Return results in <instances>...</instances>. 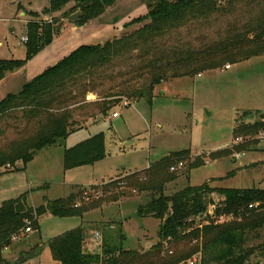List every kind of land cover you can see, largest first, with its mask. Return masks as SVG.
Here are the masks:
<instances>
[{"label":"trees","instance_id":"obj_1","mask_svg":"<svg viewBox=\"0 0 264 264\" xmlns=\"http://www.w3.org/2000/svg\"><path fill=\"white\" fill-rule=\"evenodd\" d=\"M48 1L43 14L51 16L75 4V9L81 11L77 24L84 26L103 16L119 0ZM238 4L250 10L247 18L229 11ZM147 8V15L125 26L127 32L120 39L79 47L25 84L19 94H9L0 102V124L5 126L0 129V136L4 139L9 130L14 133V138H5L9 142L0 147V178L18 171V163L26 167L42 150L66 141L87 120L108 118L123 100L147 99L151 103L154 91L172 80L219 69L227 61L232 65L264 55V0H228L227 6L217 0H153L147 3ZM29 14L40 18L37 12ZM215 16L232 22L219 40L193 47L170 39L188 24ZM57 22L54 18L52 23L42 20L28 23L26 58L0 60V81L7 74L25 68L53 44L59 32ZM135 26L138 28L134 29ZM128 60L139 63L129 71H119L117 77L112 76L116 65ZM117 78L122 79L121 83H116ZM89 94L99 99L88 102ZM261 133H264V112L245 111L236 120L235 139L257 137ZM249 142L235 146L232 151L216 152L211 158L216 161L233 156L234 152H249ZM106 157V137L99 133L64 150V170L94 165ZM190 157L191 151L184 150L147 170L93 188L101 197L91 206L86 203L90 200L86 188L79 186L69 197L37 208L29 205L28 193L4 201L0 205V264H7L2 250L13 245V237L24 231L28 222L32 232H40L42 217L83 218L99 208L97 204L118 203L134 190L137 194L150 193L151 198L147 205L139 207L137 216L161 221L158 245L146 253L107 246L98 254L90 249L86 229L81 227L48 243L52 259L57 264H181L187 260L186 255L169 260L162 255V244L170 239L197 241L199 245L192 255L202 252V264H259L257 258H264V189H217L211 183L222 179H212L168 196L166 185L179 178L170 172L171 167ZM203 165L204 159L198 158L188 165L189 172ZM213 194L220 195L218 203ZM222 218L229 221L221 224Z\"/></svg>","mask_w":264,"mask_h":264},{"label":"rangeland","instance_id":"obj_2","mask_svg":"<svg viewBox=\"0 0 264 264\" xmlns=\"http://www.w3.org/2000/svg\"><path fill=\"white\" fill-rule=\"evenodd\" d=\"M149 1L153 0H119L103 16L79 26L77 23L81 15L70 19L81 13L75 9V4H69L60 12L48 16L42 13L48 0H0V60L26 58L27 48L21 38L27 32L26 16H22V13L28 14V10H25L27 6H32L31 9L35 11L41 10L40 18H33L34 21L52 23L54 18L58 19L56 28L59 30L54 37L57 40L53 49L46 48L21 71L9 73L0 81V102L9 94H19L25 84L44 73H41V68L56 65L75 48L103 45L107 41L120 39L127 32V24L148 14ZM217 2L227 6L228 0ZM229 11L245 19L250 10H244L243 5L238 4L235 10ZM229 23H232L229 18L222 20L215 16L205 22L188 24L173 33L170 39L179 40L183 45L200 47L205 42L213 43L222 38ZM137 28L135 26L134 29ZM138 63L136 60L124 61L123 65L118 63L111 74L117 77L119 71H129ZM230 65L231 62L227 61L219 69L199 74L200 77L197 75L165 83L154 91L151 103L147 99L136 102L123 100L108 118L71 135L57 146L39 152L25 171L20 165L18 171L4 174L0 180V204L28 193L29 205L37 208L46 202L69 197L75 192L73 188L81 185L79 187L87 190L86 197L90 200L86 203L91 206L101 197L96 194L98 190L93 188H101L111 180L142 172L184 150H191L193 156L184 161L183 168L176 172L170 170L179 178L166 185L168 196L189 185L200 186L214 178L222 179L211 183V187L217 189H264V139L258 136L245 138L239 145H247L244 141H250L248 146L251 151L234 152L233 156L216 161L211 158L213 154H206L226 150L236 144L233 136L235 121L245 111L264 112V55L232 64L227 69ZM121 80L117 78L116 83H121ZM116 83L110 84L116 86ZM98 99L92 94L87 96L88 102ZM116 112L119 118L112 119V113ZM4 128V124H0V129ZM97 133H103L106 137L107 157L94 165L65 171L64 150ZM13 135L9 130L4 139L0 136V147L9 142L5 138L12 139ZM239 154L242 156L237 159ZM198 158L204 159V165L189 172L188 165ZM150 198V193L137 194L134 190L118 203L104 201L97 204L99 208L89 211L83 218L42 217L40 232L29 233L14 241L10 248L2 250V257L7 264H57L51 257L48 243L69 230L81 227L86 229L87 242L94 253H101L107 246L146 253L160 243L161 221L137 216L139 207L147 205ZM212 198L217 203L221 200L218 194H213ZM226 221L229 220L220 219L219 223ZM35 244H39V248L31 247ZM198 245L197 241L189 240L163 242L162 255L166 259L186 255L187 260L181 263L186 264L200 254L202 264V252L192 255ZM33 258L36 262L30 263ZM257 260L259 264L264 262V258Z\"/></svg>","mask_w":264,"mask_h":264},{"label":"crops","instance_id":"obj_3","mask_svg":"<svg viewBox=\"0 0 264 264\" xmlns=\"http://www.w3.org/2000/svg\"><path fill=\"white\" fill-rule=\"evenodd\" d=\"M24 1H25V0H24ZM17 3H19V2H17ZM29 3H30V2H29ZM17 5H18V4H17ZM44 5H47V6H44V8L48 7V4L45 3ZM27 8H28V9H27ZM31 8H32V6H27V7L25 8V10H26V11L28 10V13H30V12H37V13H39V14L41 13V10H39V11H35V10H32ZM1 15H2V9H1V6H0V16H1ZM22 16H24V17L26 16V17L24 18L26 24H28L30 21H33V20H34L33 17L30 16V14L28 15L26 12H25V13H22ZM77 26H78V25H77ZM26 29H27V27H26ZM26 31H27V30H26ZM25 33H26V32H25ZM56 40H57V39L55 38V39H54V42H53V44H52V46H50L48 49H50V50L53 49L54 45H56V43H55ZM82 46H83V45H82ZM80 47H81V46H80ZM78 48H79V47L75 48L74 50H76V49H78ZM74 50H73V51H74ZM71 53H72V52H71ZM71 53H70V54H71ZM70 54H69V55H70ZM41 55H42V54H41ZM37 59H38V58H37ZM35 60H36V59H35ZM35 60H34V61H35ZM54 60H55V59H54ZM34 61H33V62H34ZM55 61H56V60H55ZM59 61H61V60H59ZM59 61H58V62H59ZM31 63H32V62H31ZM48 63H50V62H48ZM53 63H54V61H53ZM50 67H52V66L49 65L47 68L44 67L43 70H42V68H41V70H40L41 73H42V72H45V71H46L48 68H50ZM230 68H231V65H230ZM226 70H227V69H226ZM20 71H21V70H20ZM20 71H19V72H20ZM201 75H202V74H201ZM201 75H199L198 77H200ZM92 96H93V95H92ZM252 110H253V109H252ZM247 111H249V110H247ZM116 113H117V112H116ZM114 114H115V113H114ZM114 114H112V116H111L112 119H114V118H113V115H114ZM119 116H120V115H119ZM253 117H254V116H251L250 118L253 119ZM78 118H80V117H78ZM118 118H119V117H118ZM103 119H106V118H103V117H97V119H89V120H87L85 123H83V124L80 126V128H79V130H78L77 132L82 131V130H85V129H88L90 126L97 124L98 122H100V121L103 120ZM83 121H84V120H83ZM235 126H236V121H235L234 128H235ZM77 132H75V133H77ZM233 132H234V130H233ZM75 133H73V134H75ZM73 134H72V135H73ZM97 134H99V133H97ZM95 135H96V134H95ZM93 136H94V135H93ZM233 136H234V135H233ZM91 137H92V136H91ZM91 137H90V138H91ZM87 139H89V138H87ZM87 139H86V140H87ZM234 139H235V138H234ZM236 140H237V139H235V143H236V144H234V145L228 147L226 150H231V151H232L233 148H234L235 146L239 145L240 143L237 142ZM244 143H245V141H244ZM77 144H78V143H77ZM74 146H75V145H74ZM190 151H191V150H190ZM222 151H224V150H222ZM216 152H221V150L216 151ZM216 152H212V153L209 152V153H206V154L211 155V154H214V153H216ZM236 155H237V154H236ZM191 156H193V153H192V152H191ZM238 156H242V155L239 154ZM237 159H239V157H238ZM32 162H33V161H32ZM29 164H30V163H29ZM29 164H28V165H29ZM20 165L23 166V170H24V171L26 170V168H27V166H28V165H27V166L25 167L22 163H18V164H17V169H18V167H19ZM63 166H64V153H63ZM147 169H148V168H147ZM147 169H146V170H147ZM134 173H136V172H134ZM132 174H133V173H132ZM130 175H131V174H130ZM127 176H128V175H127ZM124 177H126V176L119 177L118 179H121V178H124ZM118 179H115V180H118ZM214 179H215V178H214ZM0 180H2V179L0 178ZM115 180H111V181H115ZM111 181H110V182H111ZM108 183H109V182H108ZM105 184H106V183H105ZM103 185H104V184H103ZM79 186H81V185H79ZM76 187H77V186H76ZM74 188H75V187H74ZM74 188H73V189H74ZM83 188H85V187H83ZM18 197H19V196H18ZM3 202H4V201H3ZM3 202H1V204H2ZM1 204H0V205H1ZM33 208H36V207H33ZM84 217H85V216H84ZM69 231H70V230H69ZM67 232H68V231H67ZM65 233H66V232H65ZM63 234H64V233H63ZM61 235H62V234H61ZM95 238H96V235H95ZM91 241H92V239H91ZM39 244H40V243H39ZM39 244L32 245L31 247H39V246H40ZM32 262H36V261H35V258H33V260H32L30 263H32Z\"/></svg>","mask_w":264,"mask_h":264},{"label":"built area","instance_id":"obj_4","mask_svg":"<svg viewBox=\"0 0 264 264\" xmlns=\"http://www.w3.org/2000/svg\"><path fill=\"white\" fill-rule=\"evenodd\" d=\"M220 1H224V0H220ZM21 40H22V42H24V43H27L28 42V38L26 37V36H23L22 38H21ZM230 68V66L229 67H227V69H229ZM126 105H127V103H126ZM119 117V113H115L114 115H113V118H118ZM259 138H261V139H264V133H262V134H260L259 136H258ZM244 140V138H238L236 141L237 142H240V141H243ZM239 156H237V158H238ZM184 167V162L183 161H180V162H178L176 165H174L173 167H171V172H176L177 170H179V169H181V168H183ZM222 219H224V218H222ZM229 220V219H228ZM29 233H32V230H31V227H30V223L28 222V227L24 230V231H22L20 234H18V235H15L14 237H13V241H17V240H19L24 234H29ZM97 237H99V235L97 234ZM169 241H171L170 239L166 242V243H168ZM170 254L172 255L173 254V252L172 251H170ZM201 257H200V254L199 255H197V256H195L193 259H191L190 261H188L186 264H201ZM261 264H264V262H262Z\"/></svg>","mask_w":264,"mask_h":264},{"label":"water","instance_id":"obj_5","mask_svg":"<svg viewBox=\"0 0 264 264\" xmlns=\"http://www.w3.org/2000/svg\"><path fill=\"white\" fill-rule=\"evenodd\" d=\"M80 15H81V13H77V14L73 15L72 17H70V19H71V20H72V19H75V18L79 17Z\"/></svg>","mask_w":264,"mask_h":264}]
</instances>
